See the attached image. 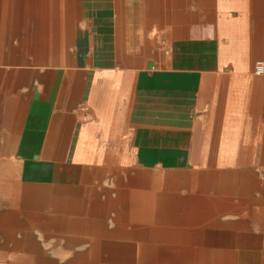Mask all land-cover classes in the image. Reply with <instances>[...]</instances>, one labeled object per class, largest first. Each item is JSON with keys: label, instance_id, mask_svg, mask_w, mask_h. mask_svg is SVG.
<instances>
[{"label": "crops", "instance_id": "crops-1", "mask_svg": "<svg viewBox=\"0 0 264 264\" xmlns=\"http://www.w3.org/2000/svg\"><path fill=\"white\" fill-rule=\"evenodd\" d=\"M46 1L0 0V243L18 190L195 172L222 178L232 250L264 264V0H73L68 40Z\"/></svg>", "mask_w": 264, "mask_h": 264}, {"label": "bare ground", "instance_id": "bare-ground-1", "mask_svg": "<svg viewBox=\"0 0 264 264\" xmlns=\"http://www.w3.org/2000/svg\"><path fill=\"white\" fill-rule=\"evenodd\" d=\"M46 3L49 20L53 21L55 20L56 10L52 9V5H55L56 1L47 0ZM36 5H39V3H34V11H37ZM72 5L73 0H63V25L66 31V40L70 39L72 32ZM40 10L42 11V9ZM43 10L45 9L43 8ZM122 179L116 181L118 189L117 206L101 200L97 192L91 193L90 199H82L77 194L78 192L70 188L62 187L54 191L28 188L21 190L22 199L19 202L21 209L19 211L14 210L11 214L1 215V219L6 222L9 220L15 221L18 220L19 213L26 212L27 214L31 213L28 216L29 220H38L41 218L39 214L49 206L56 208L52 211H62L67 214L70 211H80L86 215L81 217L78 222H67L64 223V226L72 228V232H77L78 235H84V233L91 230L92 225L88 221L91 220L90 218L96 217L99 224L93 226L96 229L93 233L95 232L94 237L96 236L98 239L94 240L87 251L83 253L74 248L75 245L81 244V238L68 240L64 244L65 251L60 256V259H65L63 264H76L80 258L88 256V254L96 255L99 252L109 253L112 260L128 261L135 258V256L129 254V250L136 249L149 252L152 257L157 254L158 264H172L173 258H180L183 260L182 264L189 263L193 259L198 264H249L248 258L236 256L233 250L226 254L224 249H213L206 246L209 242H216L217 245L224 242L225 238L222 237V231L218 232V229L224 230L223 235L225 233L230 235L229 230L238 229L243 224L242 219L236 222L220 221L219 207L224 205V201L220 198L222 190L221 177L217 175L208 177L195 172L189 174L170 172L163 175L138 173V175L130 176L128 182H124ZM238 182L242 184L238 187L241 191L246 188L250 190L253 187H263L256 178L249 176L246 177V180L243 177L239 178L237 184ZM208 187L214 189V196L207 194ZM177 191L184 192V194H178ZM18 192H15V196L18 195ZM237 209L236 215L240 216V209ZM108 211H113L116 214L113 229H108L105 225ZM226 215H228V212ZM50 218L52 216H48V219ZM11 223L16 230L17 228L37 226L36 223L21 225L17 222ZM51 224L48 223L46 226ZM22 233L25 237L23 240L14 241V250L18 252L20 250H30L34 255L18 257L15 264H56L54 263L56 261L46 262L47 259L42 257L45 256V253L40 250V244L31 241L32 234L30 232ZM104 236L108 239H103ZM131 236H149V238L136 240L134 238L130 239ZM152 236L156 238H150ZM131 241L141 242V245L136 247L134 244H130ZM187 242L196 244L195 251L193 248L179 245ZM150 243L154 244L150 245ZM155 244H158L160 248H157ZM185 259L187 262L184 261Z\"/></svg>", "mask_w": 264, "mask_h": 264}, {"label": "rangeland", "instance_id": "rangeland-1", "mask_svg": "<svg viewBox=\"0 0 264 264\" xmlns=\"http://www.w3.org/2000/svg\"><path fill=\"white\" fill-rule=\"evenodd\" d=\"M56 1V0H55ZM62 5V7H61ZM61 5L59 4V9H58V5L57 2L55 3V5H52V9L56 10V13L54 15V17L56 18V15H58V12L60 13V16H64V7H63V0H61ZM58 20H55V22H57ZM61 21V18H60ZM77 21V20H76ZM75 20H73V26L74 28L72 29V31H75L77 28V24L78 22H76ZM54 22V20H50L49 21ZM63 27V25H62ZM65 28V27H64ZM51 40V37H50ZM71 43V42H70ZM51 44V43H50ZM57 46V45H56ZM51 48H55V45H50ZM65 50H61V51H50V55H58L59 53H63V55H71L72 53V44H67L65 46ZM50 58H52V56H50ZM187 172V171H186ZM185 171L181 172V173H186ZM138 173H150V174H159V175H163L165 173H169V172H157V171H146V172H141L139 170H135L132 172H129L130 175H138ZM264 175V170L263 173ZM122 178H112V177H105L102 179H98L95 180V182H89L86 184H81L78 186V192L80 193V197L82 199H90L91 193H98L100 196L101 200L107 201L110 204H112L113 206H117V180H121ZM123 180V179H122ZM115 181V182H114ZM124 182H128V179L126 180V178L124 179ZM87 187V188H86ZM35 189V188H34ZM38 189V188H36ZM18 195L14 196V203H13V207L14 210H20L21 206H20V201L22 199V195H21V190H18ZM178 194H184V192L181 191H177ZM209 194L212 195V190L210 188L209 190ZM214 196V195H212ZM16 201V202H15ZM49 207H46L40 215V219L38 220H29L28 216L31 214H27L26 212H21L19 213V218L18 220H11L13 223L17 222L19 225L21 224H25V223H36L37 226H33L32 228H15V226H11L10 228L2 226L1 227V243H0V248L1 250H11L14 251V241L13 242H7V239H11V240H23L24 239V234L22 232H30L32 234L31 236V241L40 244V250L45 253V256H42L44 259H47L46 262L48 261H56L54 263L56 264H63L65 262V259H60L61 254H63V251H65V246L64 244L71 239H80L81 240V244L79 245H75V249L78 252H86L87 249L90 247L91 243L98 239V237H94L95 232L93 233V231H96V229L93 227L98 223V220H96V217H92L90 218L91 220L88 221V223H91V230H89V232L84 233V235L80 234L78 235L77 232H72L73 229L72 228H68L66 226H64V223L67 222H78L80 220L81 217L85 216L86 214L80 211H70V213H66V212H56V211H52L50 209H48ZM13 210V211H14ZM8 213L2 214V215H6ZM48 216H52V218L48 219ZM116 217V214L113 211H108L106 213V220H105V225L107 226L108 229H113L115 227V220L114 218ZM220 221H224V218L221 217ZM8 222V221H7ZM1 223H6L5 220L1 219ZM48 223H52L50 226H46V224ZM143 223V222H141ZM99 224V223H98ZM145 230V229H143ZM16 231V232H15ZM71 231V232H70ZM221 231V230H220ZM218 229V232H220ZM222 233V237L225 238L224 242L220 243L219 245L216 244V242H209V244H206V246H209L210 248H220V249H224L226 250V254H228V252H230V250L233 249V243H230V235H227V233H225L223 235V231ZM86 234V235H85ZM30 237V236H29ZM28 237V238H29ZM228 237V238H227ZM108 239V237H103V239ZM134 238L136 240H141L144 238H149V236L147 237H135V236H131L129 237ZM150 238H156L155 236H152ZM223 241V240H222ZM130 243L131 245L134 244V246L139 247V245H141V242H133ZM147 244H149V242H147ZM154 244V243H150ZM158 247V244H155ZM180 246H186V247H190L196 249V244L194 242H187L185 244H179ZM159 246H161L159 244ZM12 247V248H11ZM238 247V246H235ZM16 251V250H15ZM24 251H28V250H20L19 252H24ZM195 251V250H194ZM29 253L31 252L32 255L33 252L32 251H28ZM129 254L135 256V258H132L128 261H116V260H112L109 256V253L107 252H99L96 255H90L88 254V256H84L82 258H80L76 264H158V256L157 254L155 255V257H152V254L149 252H144L141 250H129ZM38 256V255H36ZM173 263L172 264H182L183 260H181L180 258H173ZM4 261V260H2ZM175 261V262H174ZM185 262L186 259L184 260ZM182 262V263H181ZM48 264V263H46ZM49 264H53V263H49ZM185 264H198L196 263L195 259H193L192 261H190L189 263H185Z\"/></svg>", "mask_w": 264, "mask_h": 264}, {"label": "built area", "instance_id": "built-area-1", "mask_svg": "<svg viewBox=\"0 0 264 264\" xmlns=\"http://www.w3.org/2000/svg\"><path fill=\"white\" fill-rule=\"evenodd\" d=\"M255 73L258 75H264V63L259 61L255 66Z\"/></svg>", "mask_w": 264, "mask_h": 264}]
</instances>
